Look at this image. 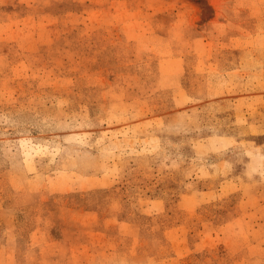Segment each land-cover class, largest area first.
Wrapping results in <instances>:
<instances>
[{
  "label": "rangeland",
  "instance_id": "374dc122",
  "mask_svg": "<svg viewBox=\"0 0 264 264\" xmlns=\"http://www.w3.org/2000/svg\"><path fill=\"white\" fill-rule=\"evenodd\" d=\"M0 264H264V0H0Z\"/></svg>",
  "mask_w": 264,
  "mask_h": 264
}]
</instances>
